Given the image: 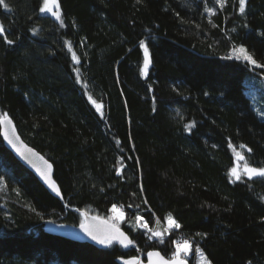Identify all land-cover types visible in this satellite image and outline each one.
Wrapping results in <instances>:
<instances>
[{"label":"trees","instance_id":"16d2710c","mask_svg":"<svg viewBox=\"0 0 264 264\" xmlns=\"http://www.w3.org/2000/svg\"><path fill=\"white\" fill-rule=\"evenodd\" d=\"M130 1L147 22L127 20L132 47L123 55L120 18L102 13L100 0H62V24L39 11L43 0L0 6L14 41L0 35V117L54 166L62 196L0 136V264H124L155 251L172 259L178 237L191 243L189 264H199L197 248L212 264H264V177H231L236 151L264 168V119L250 95L264 85V67L227 58L243 45L264 64V0H248L244 15L239 0L223 9L215 0ZM113 205L128 247L44 231L52 221L79 226L84 214L110 222ZM169 214L180 231L153 241L136 219L157 226Z\"/></svg>","mask_w":264,"mask_h":264},{"label":"snow or ice","instance_id":"6c2138e0","mask_svg":"<svg viewBox=\"0 0 264 264\" xmlns=\"http://www.w3.org/2000/svg\"><path fill=\"white\" fill-rule=\"evenodd\" d=\"M137 3H142V0H137ZM215 3L219 5L220 9H223L227 4L228 0H215ZM248 4V0H239L238 3V10L241 15L245 14L246 6ZM0 6H3L5 9L8 8V5L5 3V0H0ZM60 5L58 3V0H43V4L40 7L39 11L41 13H50L53 17H55L56 20L60 21L61 24L63 23L61 19V14L58 11ZM205 11L211 13L212 15L216 14V9L215 8H206ZM7 29L5 28L4 24L0 22V35L3 36L4 40L8 44H13L14 41L8 39L7 36ZM140 46L143 47L144 49V65H143V70L145 75L148 73V69L150 64L152 63L151 56L149 54V47L147 44L144 43V41H141ZM69 49L71 50V45H69ZM232 52L234 53V56H229L227 58L229 59H236V60H242L246 63H250L251 65L255 67H264V64H259L253 56L249 53L248 49L244 47L243 45L234 47L232 49ZM72 59L78 64L80 63L79 58L73 53ZM76 72L78 74L79 78V69H76ZM91 102L96 106L98 110L102 109V105L98 104L96 100H93L91 96L89 97ZM103 114V113H101ZM0 123L4 124L5 126L11 125L12 121L9 119L8 115L5 113L3 114L2 117H0ZM191 127V126H190ZM14 132V129H12ZM9 130L6 127L4 136L6 139H8V142L12 144L14 148L23 156L25 159H29L30 156H36L38 154L34 153L31 148H28L27 145H24L22 141L17 144V141H19V137H13L9 138ZM240 148H247L246 145H240ZM234 151H236L235 147L233 148ZM248 152H251V148H247ZM237 160H244V166H243V171H238L237 167H233L231 169V175L236 179L240 180L242 175L247 176L249 179L252 177H264V168H258V167H251L248 165L247 161L245 160L244 155L241 152H236ZM41 160H43V157H40ZM44 165L46 166L45 170H41L40 168H37V171L40 172V175L44 177V179L49 183L50 188L56 192L57 195L60 194V189L56 185V182L51 179L50 173L52 170V165L48 163V161L44 160ZM143 186H141L142 188ZM264 199V198H262ZM147 201H145L146 203ZM111 211L115 214L112 217V220L115 222L122 221L124 219V213L120 211L116 205L112 206ZM137 221L139 222L140 226L142 228H148L147 222L143 220V217L137 216L136 217ZM264 219V218H262ZM102 223H108L107 221H101ZM117 223H112L109 225L110 231L107 233H100L98 231H95L92 229V227L87 224H81L80 227L97 243L101 245H107L111 246L114 242L121 244L124 247H128L129 245L133 244V241L129 239L127 235H125L117 226ZM157 223H159V220H157ZM167 225H168V230H173V229H179L181 227L180 223L172 217L171 214L168 215L167 217ZM151 231V229H148ZM155 236H162V233L157 231L153 233ZM198 236H206L207 234H201L197 233ZM161 243H163V240L161 239ZM191 243L187 240L183 241V243L177 242L176 245V252L173 254L172 259H165L164 256L160 254V252L155 251V252H149L148 253V259H149V264H187L185 259L181 258V253L184 254V256H188L189 253L191 252ZM197 251H200L198 248L196 249ZM203 260L202 264H212V261L209 260L206 256L201 253ZM155 258V259H153ZM124 264H142V261L138 257H133L131 259L125 260Z\"/></svg>","mask_w":264,"mask_h":264},{"label":"water","instance_id":"95a60500","mask_svg":"<svg viewBox=\"0 0 264 264\" xmlns=\"http://www.w3.org/2000/svg\"><path fill=\"white\" fill-rule=\"evenodd\" d=\"M6 127L8 128L9 133H10L9 138L19 137V141H17V144H19V142L22 141L24 145H27L28 148H31L33 150V152L38 154V155L30 156L29 159H25L23 156H21V154L16 150V148H14L12 146V144H10L8 142V139L5 138L4 132H5ZM12 129H14V132L12 131ZM0 136H1V139L3 141L4 147H6L9 150V152L12 154V156L15 157L16 160H18L23 167H25L27 170H29L34 175V177L37 178L39 183H41V185L49 192L50 195H52L55 198H58V199L62 200L61 192H60L59 195H57L56 192H54L50 188L49 183L44 179V177H42L40 175V172L37 171V168H40L41 170H45L46 169V166L44 165V160L47 161V159L44 156H42L39 152H37L32 146H30V145H28V144H26L24 142L22 136L19 135L18 129H17L16 125H14L13 121H12L11 125H8V126H5L4 124L0 123ZM40 157H43V160H41ZM48 163L51 164L50 162H48ZM54 171H55V168H54V166H52L50 177H51L52 180L55 181V179H54L55 178L54 177ZM101 221H104V220H102L100 218H97V217L94 218V217H91V216H86L85 220H84V223L89 224L92 227L93 230L98 231L100 233L109 232L110 231L109 225L111 223L108 222L107 220L106 221L108 223H102ZM44 231L48 235L56 236V237H59V238H61L63 240L64 239L68 240V241H70L72 243L75 242V243H78V244H90V245H95V246L98 245L100 247L104 246V245H101V244L97 243L95 240H93L80 227V225L79 226H70V225L65 224V223L61 224V223H56V222L52 221V222H48L45 225ZM121 231L125 234V232L123 230H121ZM114 244L115 245H121V244L116 243V242H114ZM146 258H147L146 261H142L141 260L142 264H149L148 255L146 256ZM153 259H155V258H153ZM165 259H167V258H165ZM186 262H187V264H189V262L187 260H186Z\"/></svg>","mask_w":264,"mask_h":264},{"label":"rangeland","instance_id":"374dc122","mask_svg":"<svg viewBox=\"0 0 264 264\" xmlns=\"http://www.w3.org/2000/svg\"><path fill=\"white\" fill-rule=\"evenodd\" d=\"M61 1L62 0H58V3H60ZM98 6H99L98 7L99 10L102 13H104L106 15H109V16H112V17H117V18L119 17L120 18L121 29H122L123 33L125 34V37H126V40H127L126 43L124 44L125 46H124L123 51L120 52V55H123L125 52L130 50V48L132 47L127 20H129V18H132V19H134V20H136L138 22L146 23L147 22L146 14L144 12H142L141 9L137 5H135L133 1H130V0H100ZM58 11L60 12V9H58ZM45 14L51 15L50 13H45ZM263 70H264V68H263ZM251 83L252 82H249V84H251ZM250 95H251V97L253 99V103H254V106H255V109H256L257 113L260 115L261 118L264 119V85H261V86H258V87H257V85H254L252 87ZM95 108H96V106H95ZM98 111L100 113L103 112L102 109H100ZM236 152H241L243 154V151H236ZM236 152L234 154V158H236V163H235L234 167H237L238 171L242 172L245 162H244V160H240V161L237 160ZM231 177H232V179L236 180L232 175H231ZM243 177H247V176L242 175V178ZM254 177H256V176H254ZM254 177H252V178H254ZM86 216L87 215H85V214L82 216V219H83L82 222L83 223H84V220H85ZM124 218H125V216H124ZM109 221H110L111 224L112 223H117V222L113 221L112 218L109 219ZM122 221H119L117 223V226ZM146 235L149 236L148 231L146 232ZM149 238L151 240L152 238H155V237H152V235H150ZM160 238H163V237H160ZM160 238H155V239H160ZM155 239H152L151 241H153ZM182 243H183V241H182ZM182 254L183 253H181V258H182ZM190 254H191V252L189 253L188 256H190ZM195 256H196V260H198L199 264H202L203 257L201 255V253L199 251L198 252L196 251Z\"/></svg>","mask_w":264,"mask_h":264},{"label":"built area","instance_id":"2783aa9c","mask_svg":"<svg viewBox=\"0 0 264 264\" xmlns=\"http://www.w3.org/2000/svg\"><path fill=\"white\" fill-rule=\"evenodd\" d=\"M147 225H148V228H142V229H144L146 232L148 231L149 236L152 235V237H155V238L170 237V235L172 233L179 232L180 229H181V227H180L179 229L168 230L167 220L166 221H160L159 220V223H157V221H156L155 225H157V226H152L150 223L149 224L147 223ZM157 228H159V229H157ZM148 229H151V231H149ZM157 231L161 232L162 233V236H159L158 237V236L153 235V233H155ZM155 238H152V239H155ZM177 240L180 243H182V241H184L183 237L182 238L181 237H178Z\"/></svg>","mask_w":264,"mask_h":264}]
</instances>
